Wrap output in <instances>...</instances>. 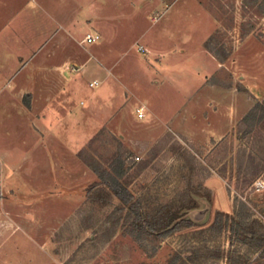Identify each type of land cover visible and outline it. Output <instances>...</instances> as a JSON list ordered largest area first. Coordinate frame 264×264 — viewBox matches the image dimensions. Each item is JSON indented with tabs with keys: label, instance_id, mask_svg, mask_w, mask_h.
Listing matches in <instances>:
<instances>
[{
	"label": "rangeland",
	"instance_id": "374dc122",
	"mask_svg": "<svg viewBox=\"0 0 264 264\" xmlns=\"http://www.w3.org/2000/svg\"><path fill=\"white\" fill-rule=\"evenodd\" d=\"M196 5L215 70L193 56ZM21 7L0 0V215L41 244V264H264V0H94L58 53ZM256 104L262 120H244ZM93 168L121 171L144 220L197 194L206 219L142 231Z\"/></svg>",
	"mask_w": 264,
	"mask_h": 264
},
{
	"label": "crops",
	"instance_id": "0c3cea01",
	"mask_svg": "<svg viewBox=\"0 0 264 264\" xmlns=\"http://www.w3.org/2000/svg\"><path fill=\"white\" fill-rule=\"evenodd\" d=\"M28 1H31L32 4H34L35 9H32L29 6ZM76 1L77 0H23V8L21 7L22 10H20V12L25 11L27 13V11L30 10V11H32V13L33 12L38 13L37 15H39L41 17L42 26H43L42 31H40V32L49 33L52 31L51 32L52 42H53L52 43V49H53V51L58 53L59 51L65 50V48L63 47L64 46L63 42L68 41L72 38L73 32L76 30L77 25H78L77 23L79 21L86 20L84 18V13L88 10L87 5L89 7V5L94 2V0L93 1L92 0H79V2H76ZM153 2L161 6V4H162V2H164V0H153ZM76 3L79 4L78 10L74 9L71 11V7L73 8V5ZM24 4H25V6H24ZM196 6L199 9H201L203 14H204V19H205V22L207 25V31L205 32V35L201 38V40L199 42V47L197 48L198 50H197L196 54L195 53L193 54V56L196 55L199 60L204 61V63L207 65L206 69L215 70L214 68H217L220 63L217 62V64L215 65L212 62V59H209L210 57H207L208 56L207 51L205 49H203V47L201 46L202 45L201 41L204 40L209 35V30H210L209 26L211 25V18L207 15V13H205V10H203L198 5H196ZM18 11L16 12V14L11 16L10 22H9L10 25L13 24L12 22L14 21ZM59 11H61V12H59ZM27 14H30V16L33 15L31 13H27ZM91 20L92 19H90V20L87 19V23L90 22ZM47 22H49V24H47ZM49 25L51 27H48ZM61 34L63 35L64 39L60 38ZM87 34L97 35L98 40L96 42L100 41L103 37L100 35V33L92 32V31L86 33V35ZM61 46H62V49H60ZM100 49H101V51L104 50V48H102V44L100 46ZM182 51H184L185 52L184 54H186L188 56L191 55L188 52V50L185 48H182ZM105 52H106V50H105ZM102 57H104L105 62H107L106 61L107 55L105 54ZM68 60L69 59H67L66 62ZM202 72H205V71L202 70ZM208 72H209V70H208ZM161 81H164V79L162 78ZM161 81L159 80L158 83L161 84L162 83ZM191 94H192V92L190 94L186 93L184 95V99H189V97H191L190 96ZM144 110H145V108H144ZM66 219H67L66 223H67L68 227L70 226V221H71V223H74V221L72 220V218L70 216H68ZM72 227H75L74 224ZM81 231L84 234L86 233V229L84 230V228H81ZM68 233L70 234V232H68ZM54 236H55L54 241L56 240V242H58L59 238L61 236L59 234H56V233L54 234ZM88 241H90V240H88ZM15 243L17 245H19V250L18 251L13 250V252L9 251L13 247H15ZM40 245L41 244L35 238L27 235L26 233L21 232V230H19L17 228V225H15V223L12 219L7 218L5 216L0 217V264H10L9 262L12 260H15V262H13V264H17L16 263L17 261L19 264V260H21V263H22L23 262L22 259L28 258L29 255H32L31 256V258L33 260L32 264H41L42 263V256L40 254H39V256L36 254L39 250L37 249L36 253H34L35 247L37 248ZM6 247H7V250H5Z\"/></svg>",
	"mask_w": 264,
	"mask_h": 264
},
{
	"label": "trees",
	"instance_id": "16d2710c",
	"mask_svg": "<svg viewBox=\"0 0 264 264\" xmlns=\"http://www.w3.org/2000/svg\"><path fill=\"white\" fill-rule=\"evenodd\" d=\"M205 47L213 54L219 63L223 62L217 53H215L208 45ZM259 108L260 104H256V106L246 115L244 120H251L255 123L260 122L262 120V115L256 119ZM93 170L98 175L100 181L105 185L107 191H109L111 195L117 197L121 203L128 205L129 209L135 214V219L137 220L138 226L142 229V231L147 233H156L160 236H168L177 230L181 223H186L188 226H193L198 223L194 222L189 217H185V215L187 214L188 210L197 208L199 206L198 198L204 196H200L199 194L193 196L191 199V204L186 207L188 210H185L182 214H180L178 210L167 211L162 217L161 221L150 222L148 220H144L145 215L142 211L140 201L135 198L134 194L120 181L119 176L121 175V171H118V175H115L114 173L107 170H104L103 172L94 168ZM225 217V221L227 222L229 216L226 215ZM221 218L222 217H216L213 223H215L217 220L220 221ZM234 221L233 218H231V223ZM237 222H239L240 225L242 224L244 229H247L248 226H244L246 225L244 220L240 219ZM225 225H227V223Z\"/></svg>",
	"mask_w": 264,
	"mask_h": 264
},
{
	"label": "water",
	"instance_id": "95a60500",
	"mask_svg": "<svg viewBox=\"0 0 264 264\" xmlns=\"http://www.w3.org/2000/svg\"><path fill=\"white\" fill-rule=\"evenodd\" d=\"M198 201L201 204L204 203V207L203 208L197 207L188 210L185 217H189L194 222H203L206 219L207 213L209 211V202L205 197H199Z\"/></svg>",
	"mask_w": 264,
	"mask_h": 264
},
{
	"label": "built area",
	"instance_id": "2783aa9c",
	"mask_svg": "<svg viewBox=\"0 0 264 264\" xmlns=\"http://www.w3.org/2000/svg\"><path fill=\"white\" fill-rule=\"evenodd\" d=\"M98 40V36L95 34H87L84 38V41L88 44H93ZM140 51H144L142 47L139 48ZM98 86L97 81H92L89 83V87L96 88ZM144 107H141L137 110V114L139 118H142L144 116Z\"/></svg>",
	"mask_w": 264,
	"mask_h": 264
}]
</instances>
